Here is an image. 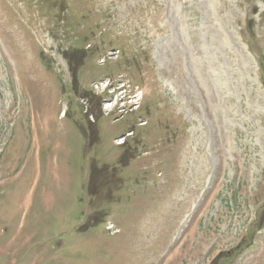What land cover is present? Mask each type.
<instances>
[{"label":"rangeland","instance_id":"1","mask_svg":"<svg viewBox=\"0 0 264 264\" xmlns=\"http://www.w3.org/2000/svg\"><path fill=\"white\" fill-rule=\"evenodd\" d=\"M0 264H264V0H0Z\"/></svg>","mask_w":264,"mask_h":264},{"label":"built area","instance_id":"2","mask_svg":"<svg viewBox=\"0 0 264 264\" xmlns=\"http://www.w3.org/2000/svg\"><path fill=\"white\" fill-rule=\"evenodd\" d=\"M95 89H96L97 92L103 91L104 85H102V84L96 85ZM138 100H139V96L138 95H135L132 99L129 100V103L133 104V107L130 108V110H132L133 108H137L138 107V104H137L139 102ZM127 111H128V109L123 104V106H121L119 112L120 113H127Z\"/></svg>","mask_w":264,"mask_h":264},{"label":"trees","instance_id":"3","mask_svg":"<svg viewBox=\"0 0 264 264\" xmlns=\"http://www.w3.org/2000/svg\"><path fill=\"white\" fill-rule=\"evenodd\" d=\"M105 169H106V168H103V169H101L100 171L105 170ZM98 171H99V170L95 168L94 172L96 173V172H98Z\"/></svg>","mask_w":264,"mask_h":264}]
</instances>
